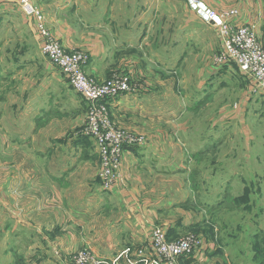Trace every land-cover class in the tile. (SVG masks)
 <instances>
[{
    "label": "crops",
    "instance_id": "1",
    "mask_svg": "<svg viewBox=\"0 0 264 264\" xmlns=\"http://www.w3.org/2000/svg\"><path fill=\"white\" fill-rule=\"evenodd\" d=\"M201 1L216 11L236 9L238 22L252 26L258 41L264 44V0ZM44 3L53 9L44 14L42 0L38 3L47 28L66 50L79 51L85 56L86 75L103 82L118 70L130 69L136 80L146 85L145 90L138 93L105 101L110 120L119 128L143 137L144 143L125 148L119 187L103 191L95 145L82 133L86 105L68 83L46 65L55 78L47 84L54 89L44 95L37 90L31 97L28 121L20 128L21 135L14 139L13 134H8L7 130L3 134L0 129V233H6L4 247L9 263L67 264L71 254L84 247L105 259L118 258V264H130L126 261L143 264L139 260L146 256H139L137 250L144 247L147 251V235L155 226L165 229L169 240L181 234L197 235L203 240L202 256L187 258L181 264L241 262L238 261L240 252L237 260L229 259L224 251L228 245L218 239V228L211 221V215L206 208L196 205L189 179L190 148L185 138V134H191V129L184 121H189L185 104L189 106L190 97L180 94L186 82L185 74L178 81L171 77L181 72V68L169 67L162 73L154 61L152 53L162 42L160 34L144 31L130 36L113 30L104 21L109 13L108 1L84 3L89 8V22L78 21L76 15L68 19L63 11L72 5L67 6L66 0H45ZM186 6L184 0L181 25H188L190 21L199 25L188 33L194 50L192 62L198 64L196 71L206 74L198 90L203 98H211L212 104L225 94L223 102L207 116L199 113L201 106L197 105L198 119L206 118L209 123L207 128L198 129L197 135L208 136L209 141L234 133L237 128L231 122L238 123V106H241L246 122L245 142L253 147L255 122L264 128V93L247 96V82L242 75L234 73L233 65L199 67L200 63L205 65L207 50L209 55L219 52L221 44L215 29L190 9L189 14L195 18L186 15ZM172 9L174 13V7ZM26 19L34 25L31 19ZM182 33L185 34L184 28ZM35 38L37 42L36 34ZM187 63V59H183L184 73L189 68ZM237 76L241 78L240 83ZM37 88L40 89V85ZM227 103L224 119L228 120L223 123L219 117L223 113L222 105ZM26 124L28 128L24 127ZM202 125L205 124L202 122ZM199 140L201 146L206 147V138ZM235 179L242 182L239 175ZM261 183L263 191L257 193L261 192L264 200V178ZM214 193L213 198L219 195ZM253 195L246 192L240 195L247 201L245 213H249L247 208L252 206ZM263 206L260 205V212L264 218ZM234 227L236 231L243 230L240 222H235ZM258 232H261L258 239L264 238V230L259 226L253 232L243 230L247 233L245 239L249 244L246 247L252 254L251 260V248ZM233 237L241 240L234 234ZM243 253L249 254L247 249Z\"/></svg>",
    "mask_w": 264,
    "mask_h": 264
},
{
    "label": "rangeland",
    "instance_id": "2",
    "mask_svg": "<svg viewBox=\"0 0 264 264\" xmlns=\"http://www.w3.org/2000/svg\"><path fill=\"white\" fill-rule=\"evenodd\" d=\"M44 1L42 0V7L45 10L44 14H49L53 9L46 6ZM66 1L68 2L67 6L72 5L63 11V13L68 15V19L76 15L75 17L78 18V21L89 22V8L84 4L89 3V0ZM91 1L95 3L109 2V13L105 15L104 21L109 23L115 31L130 36H137L144 31L160 34L162 42L152 53L155 55L153 57L154 61L158 64L162 73H165V70L169 67L181 68V72H175L171 77H173V80L178 81L185 74L186 82L183 85L184 88L180 89V94H188L190 97L189 106L185 104V108L187 109L185 114L189 118V121H184L191 129V134H185V138L190 148L189 158L191 159V163L189 164V179L191 190L196 195V205L199 207L203 206L211 215V221L218 228V239L222 244L228 245L227 248H224V251L229 259L230 257H234L237 260V254L240 252L238 261L241 262L237 264H262L263 261L258 260L260 258L255 256L256 253H259L260 257H264V240L258 239V235L261 236V232L255 233L253 240L255 247L251 248L253 253V259L251 260L252 254L249 252V248L246 247L249 244L245 239L247 233L244 234L243 230L246 231L247 228L250 232H253L257 226L264 230V218L260 212V205L264 204V200L261 197V192L257 193L260 190L263 191L261 180L264 178V137L260 134H264V128H262L261 124L255 122L254 134L256 135L252 136L253 147H251V144L245 142L246 135L243 131L246 129V122L243 119L244 111L241 106H238L239 121L237 124L235 121L231 122L237 128L234 133L222 134L223 136L216 138V140L212 139L209 141L208 136L201 137L197 135L198 129L209 126L206 118L198 119V110L200 109L199 113L201 115L207 116L213 113L216 106H219L223 102L225 94L222 95L221 99L212 104V99L208 96L203 98L201 91L199 92L198 90V87L202 86L201 80L206 77V74L202 71H196L198 64L192 62L194 50L189 42L190 36L188 33L198 29L199 25L194 21H190L188 25H181V7L184 0ZM40 2L41 0H37L35 4L33 0V4L41 13L43 10L38 4ZM37 4L38 6H36ZM176 9L179 11H176ZM185 10L187 11L186 15L191 14L195 18L192 13L189 14L190 10L187 6ZM41 14L43 15V13ZM176 14H179V16H176ZM33 26L26 18L22 17L14 0H0V129L3 131V134L6 133V130L8 134H13L15 137L12 138L14 139H17V136L21 135L20 128L28 121L27 117L30 112L28 108L31 97L34 96L37 90H40L44 95L49 90L52 91L54 89L51 85L47 84L55 78L39 53L35 38L36 31ZM183 28L185 34L182 33ZM218 53L217 51L209 55L207 50L205 65L203 67L200 63L199 67L202 69H205V66L215 67L214 59ZM183 59H187V66L189 67L185 73L182 67ZM157 64L156 68L158 69ZM119 73H130L133 80L138 82L136 80L137 77L130 69L126 72L118 70L109 79L119 75ZM135 73L138 75L137 72ZM234 73L238 76L241 75L236 68L234 69ZM238 80L240 83L241 78L238 77ZM38 85H40V89L37 88ZM42 91L45 92L43 93ZM225 91L227 92L228 89L226 88ZM246 95L248 96V93ZM22 96H25V99L22 100ZM198 104L201 106L199 109L197 108ZM228 106L229 104L222 105L223 113L219 117V120H223V123L228 120L224 119ZM188 107L191 108L190 111ZM234 110H236L235 107ZM202 122L205 125H202ZM28 125L26 124L24 127L28 128ZM200 138H206V147L201 146ZM215 144L217 146L214 148ZM238 175L242 178V182L235 179ZM119 185L120 180L118 185L111 191L117 189ZM218 188L221 189L220 192ZM102 190L107 191L103 187ZM215 191L221 197L218 195L213 198ZM245 192L254 194L252 196L254 199L251 203L252 206L247 208L249 213H245L246 199L244 197L240 198L241 193ZM256 193L259 194L258 199L255 195ZM220 202L221 204L217 205ZM213 207H216L217 211L212 210ZM257 218L259 219L258 225L256 223ZM235 222L242 223V231H236L234 227ZM233 234L241 238V240L236 241ZM187 235L193 234H181L178 238H183ZM193 237L200 239L204 252L203 240L197 235H193ZM6 240V233H0V259L3 261L0 264H11L5 254L6 248L4 245H6ZM141 248L144 249V247ZM143 249L142 253L145 252ZM245 249H247L248 255H244L243 250L245 251ZM147 255L148 253L145 252L144 256ZM126 262L133 264L131 261Z\"/></svg>",
    "mask_w": 264,
    "mask_h": 264
},
{
    "label": "built area",
    "instance_id": "3",
    "mask_svg": "<svg viewBox=\"0 0 264 264\" xmlns=\"http://www.w3.org/2000/svg\"><path fill=\"white\" fill-rule=\"evenodd\" d=\"M25 18L33 20L39 52L48 67L60 75L71 90L79 95L86 105L82 133L90 138L98 155L99 178L104 190H113L120 179L122 153L125 148L140 146L144 138L116 126L109 117L106 100L124 94L145 90L146 85L133 80L129 73H119L113 78L99 82L85 74V56L74 50H66L45 24L43 15L33 0H14ZM189 9L207 26L217 31L221 50L214 59L216 66L233 65L247 82L249 97L264 93V44L258 41L252 26L238 22L236 9L216 11L201 0H186ZM134 203L136 201L132 199ZM160 226L148 232V255L141 258L143 264H181L187 258L201 257L200 239L187 235L169 240ZM144 252V253H145ZM142 249L137 251L144 256ZM118 258L105 259L88 248H79L67 264H117Z\"/></svg>",
    "mask_w": 264,
    "mask_h": 264
},
{
    "label": "trees",
    "instance_id": "4",
    "mask_svg": "<svg viewBox=\"0 0 264 264\" xmlns=\"http://www.w3.org/2000/svg\"><path fill=\"white\" fill-rule=\"evenodd\" d=\"M259 240H264V238H260ZM254 247H255V246H254ZM255 256L260 258V259H258V260H262V261H263L262 264L264 263V257H260L261 255H260L259 253H256Z\"/></svg>",
    "mask_w": 264,
    "mask_h": 264
}]
</instances>
